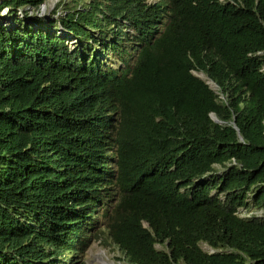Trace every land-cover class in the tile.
I'll list each match as a JSON object with an SVG mask.
<instances>
[{
  "label": "trees",
  "instance_id": "obj_1",
  "mask_svg": "<svg viewBox=\"0 0 264 264\" xmlns=\"http://www.w3.org/2000/svg\"><path fill=\"white\" fill-rule=\"evenodd\" d=\"M48 1L0 2V264H264V0Z\"/></svg>",
  "mask_w": 264,
  "mask_h": 264
},
{
  "label": "rangeland",
  "instance_id": "obj_2",
  "mask_svg": "<svg viewBox=\"0 0 264 264\" xmlns=\"http://www.w3.org/2000/svg\"><path fill=\"white\" fill-rule=\"evenodd\" d=\"M57 1L58 0H49L48 2L43 4L41 6L40 11H37V12L32 7H26L29 9L28 15L33 16V15L39 14L40 16L46 17V18L52 17L54 15ZM9 11L10 9L7 8V9H4L0 13L1 22H6L7 24H10V20L12 19L10 18L8 19ZM70 44L74 45L73 41H71ZM194 73L197 76H200L201 78L204 77L203 79H206L209 82V84L212 85L214 88L217 87L211 80H208L207 76L201 71H195ZM239 214L241 216H247V215H250V212H246L244 209L241 208ZM156 246L158 248H162V246L158 243L156 244ZM201 246L204 250L209 251V252L217 251L216 249H212L210 246H208L205 243H202ZM86 263L87 264H127L126 261L122 259V253L120 252V250H118L117 248L113 246H108L104 243H101L100 241L95 242L92 245V247L89 249L87 253V257H86Z\"/></svg>",
  "mask_w": 264,
  "mask_h": 264
},
{
  "label": "clouds",
  "instance_id": "obj_3",
  "mask_svg": "<svg viewBox=\"0 0 264 264\" xmlns=\"http://www.w3.org/2000/svg\"><path fill=\"white\" fill-rule=\"evenodd\" d=\"M207 82H208V81H207ZM208 83H209V82H208ZM214 117H215V116H213V118H214ZM247 216H248V215H247ZM97 241H100L101 243H103L101 240H96V241L93 242V244H94L95 242H97ZM93 244H92V245H93ZM92 245H91V247H92ZM106 245H108V246H112V245H109V244H106ZM91 247H90V248H91ZM113 247H114V246H113ZM90 248H89V249H90ZM115 248H117V247H115ZM89 249H88V251H89ZM117 249L120 250L119 248H117ZM212 249H213V248H212ZM120 252H121V250H120ZM213 252H215V251H213ZM87 253H88V252H87ZM121 253H122V252H121ZM211 253H212V252H211ZM122 259L125 260L127 264H132V263H129V262L125 259V256H124L123 253H122Z\"/></svg>",
  "mask_w": 264,
  "mask_h": 264
},
{
  "label": "water",
  "instance_id": "obj_4",
  "mask_svg": "<svg viewBox=\"0 0 264 264\" xmlns=\"http://www.w3.org/2000/svg\"><path fill=\"white\" fill-rule=\"evenodd\" d=\"M39 15V14H38ZM40 16V15H39ZM214 120H216L217 121V119L216 118H214Z\"/></svg>",
  "mask_w": 264,
  "mask_h": 264
},
{
  "label": "bare ground",
  "instance_id": "obj_5",
  "mask_svg": "<svg viewBox=\"0 0 264 264\" xmlns=\"http://www.w3.org/2000/svg\"><path fill=\"white\" fill-rule=\"evenodd\" d=\"M204 78V77H203Z\"/></svg>",
  "mask_w": 264,
  "mask_h": 264
}]
</instances>
